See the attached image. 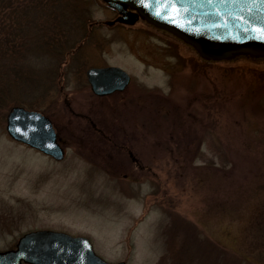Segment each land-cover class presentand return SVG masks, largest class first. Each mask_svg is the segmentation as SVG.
I'll use <instances>...</instances> for the list:
<instances>
[{
    "label": "rangeland",
    "instance_id": "1",
    "mask_svg": "<svg viewBox=\"0 0 264 264\" xmlns=\"http://www.w3.org/2000/svg\"><path fill=\"white\" fill-rule=\"evenodd\" d=\"M97 1L58 69L32 60L0 110V251L54 229L113 263L264 264V57L206 61ZM109 65L131 82L96 96L86 71ZM14 106L51 119L62 160L10 138Z\"/></svg>",
    "mask_w": 264,
    "mask_h": 264
},
{
    "label": "water",
    "instance_id": "2",
    "mask_svg": "<svg viewBox=\"0 0 264 264\" xmlns=\"http://www.w3.org/2000/svg\"><path fill=\"white\" fill-rule=\"evenodd\" d=\"M114 9L117 21L133 25L140 19L166 30L190 45L198 55L208 61L229 60L240 55L264 57V39L252 30L249 19L264 23V5H257L249 12L247 0H185L188 11L178 22L167 18L171 8L159 16L157 0H150V7L139 0H102ZM161 5L165 0H160ZM243 16L244 20L237 19ZM248 30L245 31L244 29ZM92 93L106 96L123 91L131 82L130 74L120 66L91 67L86 72ZM52 121L42 113L22 106L10 109L6 118V131L13 140L52 157L64 158ZM0 264H127L126 261L109 262L99 256L89 238L73 236L53 230H34L23 234L15 248L0 251Z\"/></svg>",
    "mask_w": 264,
    "mask_h": 264
},
{
    "label": "trees",
    "instance_id": "3",
    "mask_svg": "<svg viewBox=\"0 0 264 264\" xmlns=\"http://www.w3.org/2000/svg\"><path fill=\"white\" fill-rule=\"evenodd\" d=\"M97 2L0 0V110L17 102L9 97L10 89L28 83L32 60L47 58L58 69L88 34L90 6Z\"/></svg>",
    "mask_w": 264,
    "mask_h": 264
},
{
    "label": "snow or ice",
    "instance_id": "4",
    "mask_svg": "<svg viewBox=\"0 0 264 264\" xmlns=\"http://www.w3.org/2000/svg\"><path fill=\"white\" fill-rule=\"evenodd\" d=\"M139 2L145 6L150 7V0H139ZM214 0H208V3H213ZM221 3L227 4L229 0H220ZM231 2L235 3L237 0H231ZM247 2L251 5V7L248 8V11L251 12L253 7H256L257 5H264V0H247ZM171 8V13L167 18L172 19L173 22H178L179 18L182 16L183 13H186L189 9L187 4L185 3V0H165V3L161 5L160 0H157V8L160 9L156 12V15L159 16L161 14V11L165 8ZM237 19L244 20L243 16H237ZM262 20H264V17H261ZM247 23L252 25V30L258 33L259 37L264 39V23H257L252 19H249ZM245 31L248 29L245 28Z\"/></svg>",
    "mask_w": 264,
    "mask_h": 264
}]
</instances>
